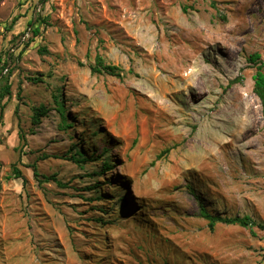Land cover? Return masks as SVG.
I'll return each mask as SVG.
<instances>
[{
    "label": "rangeland",
    "instance_id": "obj_1",
    "mask_svg": "<svg viewBox=\"0 0 264 264\" xmlns=\"http://www.w3.org/2000/svg\"><path fill=\"white\" fill-rule=\"evenodd\" d=\"M37 16L41 37L18 44ZM9 49L0 264H264V231H210L197 216L202 202L264 224V120L247 61L264 62V0H0V69ZM96 56L121 77L93 74ZM40 105L50 112L33 126ZM78 150L95 161L63 159Z\"/></svg>",
    "mask_w": 264,
    "mask_h": 264
},
{
    "label": "trees",
    "instance_id": "obj_2",
    "mask_svg": "<svg viewBox=\"0 0 264 264\" xmlns=\"http://www.w3.org/2000/svg\"><path fill=\"white\" fill-rule=\"evenodd\" d=\"M44 0H42L43 2ZM18 18H14L13 22L7 26L5 29L6 31L10 32L13 28V25L16 23ZM47 25V20L45 17L37 16L32 17L28 21L27 28L20 34L19 39L17 43H24L22 40L25 38V35L27 33H32L33 36L31 39L28 40L26 45L31 44L35 39H38L41 37V31L42 29ZM26 33V34H25ZM33 38V39H32ZM25 40V39H24ZM13 43L12 48L16 47L18 44ZM9 49L8 52L4 56L3 65L0 69V82L3 80L4 84L0 86V115L3 114L5 104H2L4 99L10 98L11 96V84L9 82V79L6 77L4 78V75L8 72L7 66L9 63ZM42 52L47 53V50L45 48H41ZM248 63L252 65L256 69V72L253 76L254 84H253V92L258 97V99L261 102L262 106V116L264 120V62L261 60V57L258 53L251 54L248 59ZM7 70V71H5ZM91 72L93 74L97 75H111L116 77H121L122 70L118 66L106 64L104 59L101 56H96V63L91 66ZM37 82H41L40 79H36ZM239 81V80H236ZM53 103L55 105V110L59 114L61 118V122L64 126L62 128H72L75 126L73 123L69 124L68 122V116H67V110L69 109L66 105V102L63 100V94L61 92H57V94H54L53 96ZM50 112V109L45 105H40L38 107L33 108V114H32V124L33 126H39L42 122V119L44 117H47ZM20 141H23L25 137L20 134L19 135ZM110 149H105L104 152H109ZM169 152V150L166 151V153ZM165 153V152H164ZM68 161H72L75 164H84L88 162L95 161V158L88 156L85 152L82 150L76 151L74 154L70 156H65ZM69 157V158H67ZM160 157V156H159ZM113 164L111 161H105L102 165V171L101 174L107 173L113 169ZM33 168L34 176L37 178V180L40 183L43 182H49L54 181L57 183L60 187H66V184H63L60 182L55 175L52 176H45L39 174L35 166H31ZM14 174L16 177H21V172L15 168ZM189 191L192 193L193 196H197L195 191L192 188H189ZM198 197V196H197ZM198 199V198H197ZM197 216L206 220L208 224V229L210 231H214L215 228L218 225H225V226H238L244 229L249 230L251 233L255 234L254 229L258 228L261 231H264V224L257 222L252 217L245 215V216H226V215H215L209 211L206 205H204L202 202H199V211L197 213ZM264 258V255H263Z\"/></svg>",
    "mask_w": 264,
    "mask_h": 264
},
{
    "label": "built area",
    "instance_id": "obj_3",
    "mask_svg": "<svg viewBox=\"0 0 264 264\" xmlns=\"http://www.w3.org/2000/svg\"><path fill=\"white\" fill-rule=\"evenodd\" d=\"M5 71H7V70H5Z\"/></svg>",
    "mask_w": 264,
    "mask_h": 264
}]
</instances>
